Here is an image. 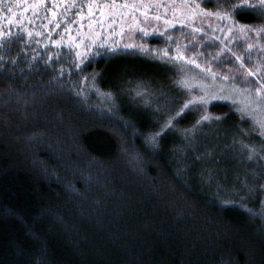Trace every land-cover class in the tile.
I'll list each match as a JSON object with an SVG mask.
<instances>
[{"label": "trees", "instance_id": "obj_1", "mask_svg": "<svg viewBox=\"0 0 264 264\" xmlns=\"http://www.w3.org/2000/svg\"><path fill=\"white\" fill-rule=\"evenodd\" d=\"M87 2L76 0L82 18L72 0H19V25L0 18V264H264V188L233 191L242 178L234 156L264 177V137L223 102L207 106L213 119L194 130L203 135L179 133L198 119L193 108L162 131L183 102L168 61L176 40L147 35L148 51L125 47L134 44L121 43V17L89 16ZM96 2L106 12L111 0ZM127 3L183 26L185 4L197 3L264 29L259 8L232 11L241 0ZM137 84L164 86L169 114L155 121L132 105ZM209 132L223 136L217 145ZM242 133L256 149L251 159L237 147Z\"/></svg>", "mask_w": 264, "mask_h": 264}, {"label": "rangeland", "instance_id": "obj_2", "mask_svg": "<svg viewBox=\"0 0 264 264\" xmlns=\"http://www.w3.org/2000/svg\"><path fill=\"white\" fill-rule=\"evenodd\" d=\"M124 11L127 13V10ZM194 11L202 13L198 10ZM144 13H146L145 10L135 9L132 13L121 18V43H131L142 52L148 51L147 46L141 43L147 36L139 31V28L143 27L147 29L149 35L164 36L166 33H170L171 35L167 38L168 42L173 38L183 50H192L187 54L180 51L181 59L173 57L171 61L168 60L172 63L176 75L173 86L178 89L183 98L182 106L184 102L192 100L194 97L209 93L217 98L209 100L202 107L193 108L197 110L198 115L207 113V106L214 102L228 103L238 112L239 109L247 107L257 114L264 115V44L260 42L264 32L259 31V28L250 30L245 27L241 29V26L223 21L213 15L201 14L191 21L192 15L188 14L187 11L182 12L183 16L187 14L185 20L187 25L183 26L177 23L168 25L163 20L157 21L155 17L148 14V19L145 20ZM133 15L136 17L135 21L132 19ZM189 24H191V27L188 26ZM229 28H231V31H228ZM193 29H203V31H193ZM251 50L263 51V53L261 57H257L256 52H254L252 56ZM245 53H250V55L246 57ZM162 56L165 57V55ZM237 57H240V59H237ZM192 60H195L196 63H191ZM247 62H250V65ZM205 68H210L211 72L204 71ZM211 73H215V76L213 77ZM225 77H228V79H225ZM185 83L190 84L191 88L186 89ZM256 88H261V92L257 93ZM135 91L137 93L134 94L132 91L129 98L131 104L149 111L155 121L169 114L171 108L166 107V105L172 103L171 94L164 86L154 84L150 88L149 86L144 87L137 84ZM222 96H226L227 99L219 98ZM112 99L118 108L121 105V99L115 94L112 95ZM105 102L107 103V100ZM249 119L251 120V118ZM216 121H219V119H216ZM254 127L256 128V126ZM185 130L188 129H180L179 133L183 137L188 136L190 139H193L195 134L197 137L204 133L203 131L186 132ZM214 131L217 132V130ZM242 135L245 137L237 141V147L240 149L244 147V144L250 145L249 137L245 133H242ZM209 136L214 144L223 138V136L216 138L212 132H209ZM231 146L230 149H232ZM234 158L237 161V167L233 166V169L239 172L240 175L238 174V176H242V178L240 184L233 191L250 193L252 190L256 192L258 189L264 188L262 187L264 186V177L260 178L257 175L259 171L255 166L251 165V170H249L246 164L239 163L241 158L235 156ZM244 159L248 160V158ZM233 175L237 174L234 172ZM214 189L217 192L222 189L216 181H214ZM258 216L264 226V203Z\"/></svg>", "mask_w": 264, "mask_h": 264}, {"label": "snow or ice", "instance_id": "obj_3", "mask_svg": "<svg viewBox=\"0 0 264 264\" xmlns=\"http://www.w3.org/2000/svg\"><path fill=\"white\" fill-rule=\"evenodd\" d=\"M9 2H11V0H9ZM204 2H211V0H204ZM17 3H19V0H17L16 3H13L11 7H7L5 8V0H0V13H7V15H4L3 19L7 20V23L9 26H12L13 24H17L19 25V20L16 19L17 16H22L23 13L22 12H18L16 10L17 7ZM87 9H88V15L91 16V14L93 13L94 9L95 10H99L100 12V16L101 18H103V16L106 14L109 18H114V17H121L123 18L126 14L132 13L135 9H136V5L134 4H128L127 0H125V2L123 4H117L116 0H111V3H107L106 4V8L107 11L105 12V9L101 7V5L99 3L96 2V0H88L87 2ZM37 7V5L33 4L30 5L29 8L31 10H35V8ZM72 7L79 9V11L75 12L74 14L78 17L82 18V11H83V7L84 5L81 4H77L76 0H72ZM140 7H147L146 5H140ZM156 7H164V5L162 4H157ZM185 7L187 8V13L191 14L193 16V18H198L199 15L203 14V15H213V16H217L219 19L221 20H228L231 19V15L228 11H224V12H220V11H215L212 13H208L206 10H203L202 13H197L194 10L195 9H199L200 8V4L197 3H191L185 4ZM243 8H249L253 11L257 10V8H259V10L262 12V14H264V0H258V5H254L251 4L249 2V0H241V3L235 6H232V11L234 12H240L241 9ZM127 10V13L124 10ZM29 9H25V11H27ZM163 17L160 15H156L155 19L158 21L160 19H162ZM133 21L136 20V17L133 15L132 16ZM144 19L147 20L148 19V15L147 13H144ZM187 19V14L185 15V20ZM175 22H180L183 23V21H172V22H167L166 23H175ZM99 23V21H98ZM234 23V21H233ZM189 27H191V24L188 25ZM3 25H0V28H2ZM57 27H59V25H57ZM89 27H91V25H89ZM139 27V26H138ZM248 27V28H253L254 26L252 25H248V26H241V29ZM67 31V29H66ZM139 31L143 32L144 35H149L148 31L146 28L140 27ZM193 31H203V29H193ZM228 31H231V28L228 29ZM259 31L264 32V29H260ZM9 35H11V33H9ZM29 36H31V33H28ZM217 39H219L217 37ZM125 47H134V45H126ZM77 55H79V53H77ZM180 53H179V46L177 48V56L176 59L180 58ZM237 59H240V57H237ZM191 63L195 64L196 61L192 60ZM77 67H79V65H77ZM197 67H199V65H197ZM204 71L206 72H211L210 68H205ZM213 75V77L215 76V73H211ZM254 74V73H253ZM225 79H228V77H225ZM185 88L189 89L191 88V85L188 83H185ZM255 91L257 93L261 92V88H256ZM217 97L210 95L209 93H205L202 96L199 97H194L192 100H189L187 102L183 103V106L175 112L174 115H170L168 120L165 122V124L163 125L162 131L164 129H168L171 130L172 127H174L175 123H178L179 119L183 118L184 114L186 113L187 110H190L192 108L195 107H202L204 104L208 103L209 100L211 99H215ZM221 99H227L226 96H222L219 97ZM239 112L242 113V122L243 119L245 117L247 118H251L254 126H256V128L259 130V134L261 136H264V115L261 114H257L255 111L244 107L242 109H239ZM210 119H213V117H211L209 114H207L206 112L202 115H199L198 119L196 120L195 124L192 126V129H188L185 130L187 131H194L198 126H200L202 124V122L208 121ZM215 119H219V117H215ZM153 142H155V136L152 137ZM244 147H247L249 149V159L252 158V156L255 154L256 149L254 146L248 145V144H244ZM264 187V186H262ZM251 211V210H249Z\"/></svg>", "mask_w": 264, "mask_h": 264}]
</instances>
